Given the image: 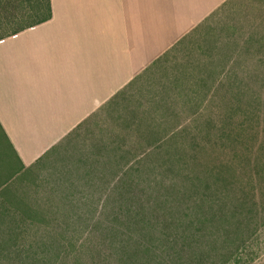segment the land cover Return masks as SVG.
I'll return each instance as SVG.
<instances>
[{"label":"rangeland","instance_id":"rangeland-1","mask_svg":"<svg viewBox=\"0 0 264 264\" xmlns=\"http://www.w3.org/2000/svg\"><path fill=\"white\" fill-rule=\"evenodd\" d=\"M47 1L0 0V38L43 20ZM211 26L196 38L207 56L194 47L207 87L174 54L177 72L143 77L81 128L86 153L24 169L0 130V264H128V252L144 264H264L259 63L229 125L211 93Z\"/></svg>","mask_w":264,"mask_h":264},{"label":"crops","instance_id":"crops-1","mask_svg":"<svg viewBox=\"0 0 264 264\" xmlns=\"http://www.w3.org/2000/svg\"><path fill=\"white\" fill-rule=\"evenodd\" d=\"M50 1V20L0 39V130L24 169L50 153H86L76 142L81 128L143 77L168 65L177 72L174 54L183 52L190 69L197 64L207 87L210 64L194 47L207 56L196 38L210 16L219 118L231 124L238 85L245 93L253 62L264 105V0Z\"/></svg>","mask_w":264,"mask_h":264},{"label":"trees","instance_id":"trees-1","mask_svg":"<svg viewBox=\"0 0 264 264\" xmlns=\"http://www.w3.org/2000/svg\"><path fill=\"white\" fill-rule=\"evenodd\" d=\"M47 11H48V13H47V16L43 19V20H41L40 22H38L37 24H39V23H42V22H45V21H48V20H50L51 19V17H52V10H51V1L50 0H48L47 1ZM211 21V16L204 22V25L208 22H210ZM34 25H36V24H34ZM34 25H30V26H28L27 28H29V27H32V26H34ZM201 27H203V25L201 26ZM24 29H26V28H24ZM24 29H21V30H19V31H17V32H15V33H13V34H17L18 32H21L22 30H24ZM13 34H11V35H13ZM8 36H10V35H8ZM1 38H3V37H1ZM0 38V39H1ZM119 97V96H118ZM117 96L116 97H114V100H112V103L113 102H115V100H117V98H118ZM120 175H117L115 178H116V180L118 179H120V177H119ZM114 178V179H115ZM134 238L133 237H129V241H132ZM141 246H143V247H145L147 250H148V252H151L152 251V248L151 247H149V246H147V245H145V244H143V243H141ZM124 254H126V253H124ZM128 254H129V257L128 258H124L125 260H126V263H128V264H144V262H142V263H140L139 261H138V259H134V256L136 255V253H132V252H128Z\"/></svg>","mask_w":264,"mask_h":264}]
</instances>
